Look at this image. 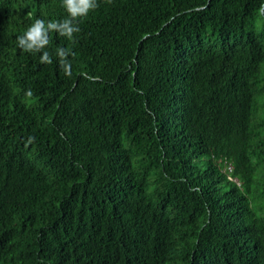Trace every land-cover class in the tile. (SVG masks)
Wrapping results in <instances>:
<instances>
[{
	"label": "trees",
	"instance_id": "obj_1",
	"mask_svg": "<svg viewBox=\"0 0 264 264\" xmlns=\"http://www.w3.org/2000/svg\"><path fill=\"white\" fill-rule=\"evenodd\" d=\"M98 4L0 0V264H264V0Z\"/></svg>",
	"mask_w": 264,
	"mask_h": 264
},
{
	"label": "clouds",
	"instance_id": "obj_2",
	"mask_svg": "<svg viewBox=\"0 0 264 264\" xmlns=\"http://www.w3.org/2000/svg\"><path fill=\"white\" fill-rule=\"evenodd\" d=\"M107 2L111 3V0H107ZM63 5L70 18L62 21H49L47 27L42 20L36 19L25 33L17 38L18 45L28 52L40 51L48 44V30L55 31L58 27L60 35L73 39L74 35L81 31L79 24L76 22L78 18L87 16L90 11H94L99 7L98 0H63ZM57 55L60 58L59 62L65 74L70 76L71 65L67 58L70 55H74V53L70 49L61 48L58 49ZM41 62L52 63V58L48 52L45 51L43 53ZM26 95L31 97L33 95L32 90L29 89Z\"/></svg>",
	"mask_w": 264,
	"mask_h": 264
},
{
	"label": "water",
	"instance_id": "obj_3",
	"mask_svg": "<svg viewBox=\"0 0 264 264\" xmlns=\"http://www.w3.org/2000/svg\"><path fill=\"white\" fill-rule=\"evenodd\" d=\"M261 13L264 16V8L261 9Z\"/></svg>",
	"mask_w": 264,
	"mask_h": 264
}]
</instances>
